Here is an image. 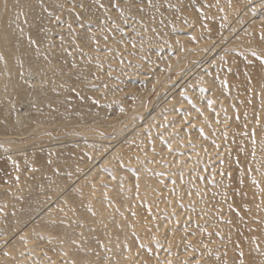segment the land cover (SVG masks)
<instances>
[{"label": "rangeland", "instance_id": "1", "mask_svg": "<svg viewBox=\"0 0 264 264\" xmlns=\"http://www.w3.org/2000/svg\"><path fill=\"white\" fill-rule=\"evenodd\" d=\"M16 2L24 76L12 104L0 102V187L16 191L0 204V242L108 151L90 143L125 142L124 160L96 164L107 189L79 193L81 179L92 182L85 175L47 207L56 216L28 249L37 262L264 264V9L243 10L253 0ZM244 28L252 35L238 36ZM29 65L38 72L28 76ZM215 67L214 89H187ZM173 86L181 120L157 132L140 124Z\"/></svg>", "mask_w": 264, "mask_h": 264}, {"label": "bare ground", "instance_id": "2", "mask_svg": "<svg viewBox=\"0 0 264 264\" xmlns=\"http://www.w3.org/2000/svg\"><path fill=\"white\" fill-rule=\"evenodd\" d=\"M252 7H254V8L259 7L261 9H264V0H253V2L248 3L244 7L243 10L248 11L249 14H251L250 9ZM21 9L22 8H20V6L16 2V0H0V57H2V59H0V102L3 101L4 99H7V100H5V103H4L5 107L12 104L11 102L14 100V97L12 95L14 93H16L17 91L21 90L22 83H23L22 80H23L24 74H23V72H21L20 68L16 64V62H17L16 50L17 49L15 46V41L17 40L16 35L19 31L18 27L21 25V22L19 21V19H17V16H19ZM261 18L264 19V12H262ZM255 22H257V21H255ZM233 25L234 26H232L229 29V31H227L228 28H226L224 30V32L227 31V33H229L233 30L234 27H235V29L237 28V25H235V24H233ZM246 28H244L242 31H240V33H238V36L240 34L252 35L253 32L251 30L250 31L248 30L249 32H247L245 30ZM220 37L221 36H219V38ZM197 43L199 44L198 47H200V48L203 47L204 45L205 46L209 45L207 43H204L203 39H201ZM215 58L216 57L209 58L204 64L208 63L207 66L211 65L212 62H215ZM180 60H181V58L174 60V62L172 63V67H176L178 65V63L180 62ZM196 65H197V63H196ZM41 66L45 67L47 69L49 68V66L47 64H42ZM216 68L219 69L218 67H215L210 73L208 71L206 72V70H204V69L199 71V73L197 75L193 76V78H191L188 81V83L186 84L187 89L189 90V88H191L189 86L190 83L208 84L210 86V89H214L216 87V84L213 83L212 80L216 76V74L219 73V72L217 73V71H219V70H217ZM38 70H39V67H33L31 65L26 67V73L28 74V76H29V74L31 75V74L37 73ZM202 75H204V77H201ZM177 86H173V90H171V92H169V94L165 97L164 102L166 100L167 101L163 104V106H164L163 111H160L163 106L158 107L161 103L158 104L153 110L148 111L146 113L145 122L140 123V124L148 123L151 126L152 131L155 132L156 131L155 126L159 130L161 128H163L162 127L163 123H164L163 121L165 119H172L173 125L177 124L181 120L180 118L174 119L173 117L177 113V107L179 105L184 104L183 103V97L179 95L174 101H171L172 98L170 97L172 95V93L175 92V89L178 88ZM169 90H170V88H169ZM179 91H182V90H179ZM161 92L159 93V95L161 94ZM203 110H206L205 112H207V108L205 107V105L203 107ZM192 112L195 113L196 111L193 110ZM22 116H23V113L17 112L14 115L13 122L17 123V124L18 123L24 124L25 121L23 120ZM179 117H180V115H179ZM176 118H178V117H176ZM201 119L203 122L202 116L197 117L196 121H201ZM128 126H125V128H123V129H119L116 132L118 134V136H119V134H121L122 135L121 138H126L128 133H125V131H126ZM163 129H161V130H163ZM164 130H166V127ZM131 135L128 138H131ZM74 141L77 142V141H79V139H75ZM102 142L104 144V142H106V140L105 141L102 140ZM123 143H125V142H123ZM123 143H121L120 146L114 148L113 150L108 148V146L105 144L102 145V143H101V145L98 143H93V145H92V143H90L91 146H93V147L95 146V148L96 147L107 148L108 151L107 150L106 151L108 152V154H107V152H104V155H96L94 157V159L91 161L92 166H89L90 165V162H89V165L87 164L85 167H83L80 170V173L77 174L76 177H74L75 175L73 176L72 181L69 183V185L67 187H63V188H61V190H58L54 199H52V200L48 199L41 206L36 208L34 210L32 216L30 218H27L24 222H22L19 226V229L15 233L7 234V235L3 234V237H5V238L3 240L1 239L2 241L0 242V250L3 249V250H5V252L0 254V264H34L35 262H37L35 257L33 256V254L28 252V249L30 247H35V246L31 245V243L34 242V240H35V238H37V236H40L38 231L39 232L42 230L44 231V227L48 223H50L52 221V219L56 216L55 210L53 209V211H46L47 207H49L53 202H55V200L57 198L61 197L64 194V192H66L69 189V187L74 186V182H76L81 177H85V175L89 176L91 174L93 176V178L91 179L92 182H89L88 181L89 179L88 180L86 179V181H85L86 177L81 179L79 181V183L77 184L80 187V190H78L79 193H80V191H85L86 189L92 188L91 184H93V183L97 184L96 186L98 188V191H104L105 189H107L102 184H100V179L103 177L104 172L100 169H97L98 166L96 164L100 161L104 162L105 160H108V158L111 157L113 154L116 158H118L120 160L121 159L124 160L125 157L128 155L126 154L127 151H125L126 148H125V150L123 149V147H125V145ZM54 144H57V143H52L50 145H54ZM85 147H86V145H85ZM87 147L89 148V144L87 145ZM87 167H89V168H87ZM150 179H151V177H148V181H150ZM151 183H152V185H158V180L152 179ZM113 186H115V191L118 192V187L120 186V180H116L113 183ZM99 188H100V190H99ZM15 193H16L15 189H12L9 187H7V188L0 187V204H4L6 202L8 204V200L13 199L15 197ZM63 198L64 197H62L61 199H63ZM60 203L65 204V201L60 200L55 205L60 204ZM68 244H69V241L66 240L65 243L61 244V245L63 248L67 249ZM37 263L42 264L41 262H37ZM123 263L125 264V261H123Z\"/></svg>", "mask_w": 264, "mask_h": 264}, {"label": "snow or ice", "instance_id": "3", "mask_svg": "<svg viewBox=\"0 0 264 264\" xmlns=\"http://www.w3.org/2000/svg\"><path fill=\"white\" fill-rule=\"evenodd\" d=\"M261 38L264 39V31L261 32ZM34 43V41H33ZM253 55H255V52L253 53ZM0 59H2V57H0ZM209 104H211V101H209Z\"/></svg>", "mask_w": 264, "mask_h": 264}]
</instances>
